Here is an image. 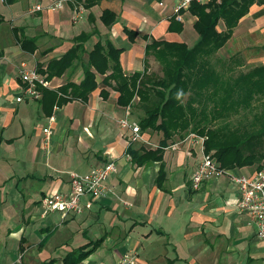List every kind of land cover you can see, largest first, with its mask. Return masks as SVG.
<instances>
[{
    "label": "crops",
    "instance_id": "0c3cea01",
    "mask_svg": "<svg viewBox=\"0 0 264 264\" xmlns=\"http://www.w3.org/2000/svg\"><path fill=\"white\" fill-rule=\"evenodd\" d=\"M56 1L0 0V264H64L69 254L76 251L78 257L95 245L78 264H119L127 253L136 255L133 264H264V241L250 217L238 211L239 193L230 182V175H252L254 168L224 169L194 190L192 178L205 142L190 135L169 141L161 161L128 160L130 148L155 151L163 134L142 132V140L130 144V133L119 121L129 109L130 121L139 124L138 98L133 105H119V92L105 86L100 74L86 103L58 104L43 94L37 101L16 100L23 87L20 65L25 62L47 78L49 62L64 56L83 33L89 38L79 58L62 76L48 80L49 91L80 84L89 52L107 39L124 49L125 75L146 66L152 72L157 61L146 58L148 40L192 48L200 39L197 16L189 9L177 20L173 0H95L91 6L94 0H65L62 10H54ZM37 5L42 10L32 13ZM81 7L82 17L75 22ZM105 10L116 14L112 27L101 20ZM125 28L138 32L134 42ZM23 36L36 40L35 52L22 48ZM230 47L244 51L243 60L235 61ZM220 53L225 60L215 62L217 67L240 62L245 70L244 64H264V0H254ZM53 115L56 121L50 122ZM45 128L51 129L48 143ZM110 160L117 172L107 181V197L86 195L80 215L44 213L43 197L69 192L72 173L88 174Z\"/></svg>",
    "mask_w": 264,
    "mask_h": 264
},
{
    "label": "trees",
    "instance_id": "16d2710c",
    "mask_svg": "<svg viewBox=\"0 0 264 264\" xmlns=\"http://www.w3.org/2000/svg\"><path fill=\"white\" fill-rule=\"evenodd\" d=\"M12 2L4 0L7 4ZM94 2H90V6ZM253 2L210 0L207 4L193 3L190 10L198 18L194 27L200 39L192 48L183 43L148 40V36H144L148 40L146 58H155L161 66V74L149 72L146 66L142 72L125 75L120 61L124 49L107 39L95 44L89 52L80 84L68 83L55 93L41 88L43 97L51 96L58 104L69 100L86 103L98 88L96 74H100L105 76V86L119 92V105H133L134 99L138 98L136 108L143 112L138 120L142 132L163 134L160 147L155 151L129 149L128 154L138 164L161 161L162 149L169 141L176 136L183 139L195 132L205 137V153L212 154L221 169L251 167L255 172L264 171V65L238 70L240 62L216 67L211 61L232 38L238 22ZM3 20L0 16V24ZM101 20L106 27H112L116 14L105 10ZM222 22L225 27L221 30ZM125 33L131 42L138 36V32L128 28ZM88 38L87 34H81L76 38L77 44L64 56L49 62L48 80L62 76L72 67ZM20 41L24 50L36 51L35 39L23 36ZM39 71L43 72L42 68ZM101 93L104 99L108 98L105 90ZM244 112L251 113L252 119L232 126L229 120ZM96 246L78 257L76 251L69 254L64 264L80 263Z\"/></svg>",
    "mask_w": 264,
    "mask_h": 264
},
{
    "label": "built area",
    "instance_id": "2783aa9c",
    "mask_svg": "<svg viewBox=\"0 0 264 264\" xmlns=\"http://www.w3.org/2000/svg\"><path fill=\"white\" fill-rule=\"evenodd\" d=\"M4 1V0H2ZM174 16L177 20L181 19L184 11H188L193 3L207 4L209 0H173ZM65 0H57L52 8L62 10ZM42 10L37 5L32 8V13ZM73 17V21H78L82 17L83 8L78 9ZM19 77L23 83L21 94L16 98L17 102H22L25 98L37 101L42 98L41 88H50V82L46 77L40 74L35 68H31L27 63L20 65ZM131 112L128 109L125 117L119 121L123 130H128L130 144L142 140V130L138 123L130 121ZM50 122H55L56 117H50ZM46 143L49 142L51 129L45 128ZM197 142L204 144L205 137L195 133L190 134ZM128 160H132L131 155H127ZM117 172V165L114 160H110L102 166L94 168L90 173L79 175L72 173L70 175V190L67 193L55 192L43 197L41 204L45 214L59 212L63 216L68 214L80 215L84 212L83 198L86 195L99 200L108 196L109 190L107 181L110 176ZM224 172L212 154L203 152L201 161L198 164L197 171L192 178V187L199 190L205 180L216 177ZM230 182L237 187L239 199L237 203L238 211L247 214L251 223L255 225L256 235L264 241V171L254 172L252 175L232 174ZM136 255L132 253L125 254L119 264H133Z\"/></svg>",
    "mask_w": 264,
    "mask_h": 264
},
{
    "label": "rangeland",
    "instance_id": "374dc122",
    "mask_svg": "<svg viewBox=\"0 0 264 264\" xmlns=\"http://www.w3.org/2000/svg\"><path fill=\"white\" fill-rule=\"evenodd\" d=\"M219 29H222V27L219 26ZM229 42V41H228ZM228 45V43H227ZM222 50V49H221ZM220 50V51H221ZM228 52L229 54L231 55V53L234 55V60L235 61H241L243 60V56H246V53L244 51H240V50H234L232 47L228 48ZM244 52V54H243ZM219 53V52H218ZM216 54L214 55L212 58H211V61L214 63V65L217 67V64H215V62H221L222 60H225L224 57H221L222 53L220 54ZM153 59V58H152ZM156 61V60H154ZM247 64H244L245 66V70L246 68H248L249 66H246ZM259 65H262L261 63H258V64H255V65H251L252 67H255V66H259ZM264 65V64H263ZM150 66V65H149ZM151 67V71L156 73V74H161V66L157 63V62H153L152 65L150 66ZM250 68V67H249ZM238 70H241L242 67H238L237 68ZM143 114V112H142ZM252 114L249 113V112H244L242 115L238 116V117H232L229 121H230V124L232 126H237L238 124H242L246 121H249L252 119ZM222 124V123H220ZM191 133H195V132H190L188 135H190ZM197 134V133H195ZM199 135V134H197ZM187 136V135H186ZM261 241V240H260Z\"/></svg>",
    "mask_w": 264,
    "mask_h": 264
}]
</instances>
